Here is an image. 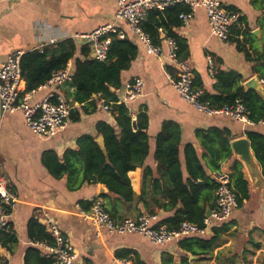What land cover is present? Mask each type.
<instances>
[{
  "label": "crops",
  "instance_id": "crops-1",
  "mask_svg": "<svg viewBox=\"0 0 264 264\" xmlns=\"http://www.w3.org/2000/svg\"><path fill=\"white\" fill-rule=\"evenodd\" d=\"M218 1L241 18V29L249 34L239 38L244 41V51H240L234 41L225 44L211 35L203 7H195L189 22L176 29L186 39L187 61L193 68L195 78H199L204 89L211 94L216 91L214 79L208 74L209 59L219 70L240 73V84L253 76H264V11L255 7L252 0ZM114 6L115 0H0V64L14 50H32L40 44L43 46L71 38L76 33H88L110 22ZM119 26L125 36L138 46V53L128 69L122 71V84L116 92L118 95L123 94L126 84L136 76L144 80L142 96L126 106L131 112L134 130L138 124L146 125L149 139L146 165L155 168V136L165 121H171L179 127L182 145L192 143L199 151L198 131H206L211 127L228 128L233 135L232 140L246 137L245 131L248 129L263 131L262 124L243 123L225 115H207L196 110L177 94L168 80L167 74L173 75L175 66L165 58L147 54L127 25L119 23ZM75 44L79 47L83 43L75 40ZM161 47L165 54V39ZM78 56L77 50L75 57ZM66 67L72 71L73 59L67 62ZM69 80L61 84L45 82L30 91L26 90L23 80L21 95H28L29 106H35L45 98L54 101L57 96L69 102L72 91ZM102 99L98 97L95 107L88 108L89 111L73 103L66 126L52 136L33 133L26 126L21 110L2 112L0 108V176L7 178L10 188L18 196L10 218L17 243L8 250L0 242V263L24 264L26 249L29 246L37 247L28 238L27 223L32 218L38 221L45 213L52 216L62 232L68 235L78 253L79 264H118L114 261L115 251L120 249L131 250L146 264H162V254L167 258L171 256V264H181V256L188 257L187 264H264L262 173L261 170L248 171L243 163L242 170L249 183L250 197L243 207L233 210L228 221L229 233L221 237L220 243L205 258L198 259L196 255L185 253L178 247L177 241L157 245L136 233L102 232L96 235L93 226L78 215L75 206L84 203L89 207L91 200L101 198L106 188L99 183L76 185L63 175L55 177L48 170L46 162H53L55 158L61 161L68 149L76 148L77 139L82 135L96 138L100 135L103 142L102 135L98 134L99 127L117 128L112 110L103 108ZM142 111L146 116H140ZM233 159L236 158L232 154L230 159L222 163L219 172L208 173L218 180L220 174L229 173ZM127 174L132 191L136 196L139 195L142 167L136 166ZM149 209L132 200L120 203L118 214L120 218H133ZM171 213L163 210L156 212L159 220ZM210 235L211 231L206 237ZM38 248L45 253L42 247Z\"/></svg>",
  "mask_w": 264,
  "mask_h": 264
},
{
  "label": "trees",
  "instance_id": "trees-1",
  "mask_svg": "<svg viewBox=\"0 0 264 264\" xmlns=\"http://www.w3.org/2000/svg\"><path fill=\"white\" fill-rule=\"evenodd\" d=\"M252 4L264 11V0H252ZM189 10V6L184 3H175L163 11L150 10L141 25L154 43L161 44L166 37L172 38L177 46L176 55L179 60H188L186 39L176 32V29L182 26L179 14ZM239 18L236 24L230 26L228 39L230 42L234 41L240 51H244V41L239 38L247 36L248 33L237 25L240 24ZM77 50L79 56L75 57ZM137 53L138 46L129 37L118 39L113 36L106 59L99 61L89 56L88 44L77 47L72 38H66L47 43L41 50L34 48L23 52L20 57L21 76L26 83V90L30 91L43 85L73 59L69 80V86L72 88L69 103H78L84 111H89L88 108L95 107L98 97L107 102L116 100V90L122 84L121 73L128 69ZM259 76L264 80V76ZM213 79L216 92L211 94L205 90L202 99L208 100L210 105L216 108L231 105L235 100H239L247 112L249 121L262 124L263 131L248 129L245 135L264 176V99L255 90L244 88L240 84L241 74L235 71L225 72L216 66ZM193 86L203 87L201 80L195 78V74ZM93 94L96 96L93 97ZM110 108L117 128L107 126L98 129V134L103 137L105 152L96 142L95 136L82 135L77 139L76 148L68 149L61 161L55 158L53 162H46L50 173L55 177L66 176L76 185L84 182L101 184L106 188V192L100 197L104 199L106 211L113 218H120V203L136 200L146 209L150 208L148 213L171 211L169 216L158 221L168 229L177 228L183 220L203 226L206 211L214 207V192L218 184L208 171L219 172L222 163L232 157L231 131L219 127L198 131L196 135L199 151L192 143L182 145L179 127L171 121H165L155 136L153 169L145 164L149 154L146 125L138 124V128L134 130L131 112L123 103L111 104ZM139 114L146 116L143 111ZM136 166L142 167L141 190L137 196L132 191L127 174ZM228 178V185L235 194L237 207H243L249 199L250 188L239 160H232ZM80 204L83 208H88V205ZM26 229L32 242L53 244L51 234L35 219L28 221ZM228 233L227 222L212 227L208 237L183 236L177 240V245L185 253L202 259L209 256L220 243L221 237ZM0 242L11 250L17 243V236L13 230L2 231ZM115 257L129 259L132 264H146L128 249L115 251ZM23 260L24 264H51L53 259L38 247L29 246ZM161 261L162 264H171L172 258L162 254ZM180 263L187 264L188 257L181 256ZM0 264L6 262L2 261Z\"/></svg>",
  "mask_w": 264,
  "mask_h": 264
},
{
  "label": "built area",
  "instance_id": "built-area-1",
  "mask_svg": "<svg viewBox=\"0 0 264 264\" xmlns=\"http://www.w3.org/2000/svg\"><path fill=\"white\" fill-rule=\"evenodd\" d=\"M175 3H184L189 6L188 12L179 14L182 26L186 25L192 17L195 7H203L207 19L209 31L212 36L225 44H229L230 26L238 21V13L230 11L218 0H115V6L110 22L102 24L88 33L74 34L71 38L90 46L95 59H106L108 46L113 36L118 39L125 37L124 30L119 23L127 25L129 31L140 42L142 49L157 58H165L171 62L176 71L173 75L167 74L168 80L177 94L196 110L207 115H225L239 122L249 123L247 112L239 100L231 105L212 107L208 100L202 99L204 87L193 86L194 71L187 60H179L176 55L177 46L172 38L166 37L167 51L164 54L161 44L152 42L148 33L142 29V22L150 10L163 11ZM239 27L241 24H237ZM42 44L36 47L42 49ZM24 51L14 50L10 52L0 64V108L2 112L21 110L26 126L36 135L52 136L61 131L69 120L73 104L66 102L61 96L54 101L43 99L35 106L27 103L28 95H21L23 78L20 69V57ZM216 66L209 59L208 74L213 78ZM70 79V70L65 67L55 72L46 82L61 84ZM264 84V80L260 79ZM144 80L140 76L134 77L126 84L123 94L116 100L107 102L102 99L105 110H111V104L129 105L143 94ZM264 184V176H262ZM218 184L214 192V207L210 214L203 219V226H198L188 220H183L175 229H168L158 223L159 216L156 213L141 212L136 217L113 218L106 211L101 198L91 200L89 207L83 208L81 204L75 206L78 215L88 221L94 228L96 235L102 232L109 234L136 233L147 238L151 243L163 245L171 241H177L183 236H206L214 226H220L229 221L232 212L237 208L235 194L230 189L228 174L218 176ZM18 202V196L10 188L6 177L0 176V233L13 230L11 215ZM46 231L53 237V244L36 243L42 247L47 255L52 257L51 264H79L78 253L68 235L64 234L56 220L42 214L38 218ZM118 264H132L129 259L116 258Z\"/></svg>",
  "mask_w": 264,
  "mask_h": 264
},
{
  "label": "water",
  "instance_id": "water-1",
  "mask_svg": "<svg viewBox=\"0 0 264 264\" xmlns=\"http://www.w3.org/2000/svg\"><path fill=\"white\" fill-rule=\"evenodd\" d=\"M255 34H256V32H255ZM90 57L92 59H95V56L93 53L90 54ZM242 86L246 89L255 90L264 99V85L260 81L258 76H253V77L247 79L246 81H244V83H242ZM95 96L96 95L93 94V97H95ZM76 104H78V103H76ZM96 142L99 144L102 151L105 152L104 144L102 142V138L100 135L97 136ZM230 146H231L232 154L234 155V157L237 160H239L241 162V164L243 163L245 165V167L248 169V171L252 172V171H257V170L260 171L261 170L260 166L257 163V161L253 155V152L250 148V144H249L247 137H241V138L232 140L230 142ZM261 184H262L263 189H264L262 177H261ZM100 189H102V188H100ZM209 214H210V210H207L206 216H208Z\"/></svg>",
  "mask_w": 264,
  "mask_h": 264
},
{
  "label": "bare ground",
  "instance_id": "bare-ground-1",
  "mask_svg": "<svg viewBox=\"0 0 264 264\" xmlns=\"http://www.w3.org/2000/svg\"><path fill=\"white\" fill-rule=\"evenodd\" d=\"M232 42V41H231Z\"/></svg>",
  "mask_w": 264,
  "mask_h": 264
}]
</instances>
